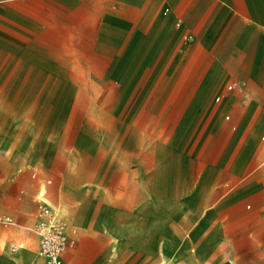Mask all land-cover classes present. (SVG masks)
<instances>
[{"label":"crops","instance_id":"0c3cea01","mask_svg":"<svg viewBox=\"0 0 264 264\" xmlns=\"http://www.w3.org/2000/svg\"><path fill=\"white\" fill-rule=\"evenodd\" d=\"M8 37L28 39L30 45H7ZM29 51L37 56L20 58L29 72V77L21 78L22 84L39 85L53 79V62L60 63L61 69H79L89 61L94 68L105 71L102 84L103 80L115 79L121 85H141L142 93L159 86V113L167 102L188 100L173 132H191L200 146L193 155L184 154L179 139L163 149L172 152L168 160L175 182L170 195L173 213H184L186 197H180V192L187 161L193 168V182L209 185L206 211L200 220L193 221L192 230L186 234L190 247L215 242L216 253L229 237H237L241 223L247 225L252 217L264 216V0H0V52L24 55ZM5 70V65L0 67V76ZM21 70L24 68H17L15 74ZM205 143L210 144L211 151L206 157L201 152ZM33 165L20 157L14 167L29 171ZM64 173L69 180L68 199L80 207L81 224L68 226L77 236L87 232L81 208L88 177H78L71 162ZM179 175L182 184L176 182ZM38 176L39 170L31 171L32 178ZM215 180L237 186L208 206ZM13 185L16 190L18 185ZM45 185L51 186L52 179H46ZM4 189L0 183V200ZM39 192L32 199L36 213L30 228L37 247L30 248L32 241L27 247L36 251L41 264H45L38 254V236L33 230L42 200ZM247 198L252 199L246 207L252 205L253 215L244 214ZM217 213L224 216L214 223ZM190 218L194 219L193 214ZM256 231L258 256L262 258L264 238L260 236L264 235V223ZM165 235L158 239L164 242L174 238L170 225ZM153 244L161 253L162 244ZM13 246L17 251L20 244ZM140 254V264H147ZM65 255L73 264L74 254ZM217 258L210 263L225 259Z\"/></svg>","mask_w":264,"mask_h":264},{"label":"rangeland","instance_id":"374dc122","mask_svg":"<svg viewBox=\"0 0 264 264\" xmlns=\"http://www.w3.org/2000/svg\"><path fill=\"white\" fill-rule=\"evenodd\" d=\"M5 41L10 46L30 45L28 39L18 37H8ZM22 56L37 55L30 51L24 55L0 52V67L5 65L6 69L0 76V183L5 188L0 212L10 219L6 226L0 224L6 240V258H0V264H17L9 256L19 255L30 241V248L36 250V239L30 229L36 213L32 199L41 186L47 193L55 194L58 210L44 201L66 221L63 264H70L66 252L74 254L73 264H140L138 249L142 245L152 246L144 257L157 264H196V261L209 264L216 256L218 260L225 259L215 264H264V257L258 256L256 231L264 223V216L251 220L247 217L249 221L247 225L241 223L237 237L233 240L227 237L216 253L215 242L200 248L197 244L189 247L185 235L192 230L193 221L200 220L206 211L209 185L193 182V168L188 161L184 183L181 175L175 178L182 184L180 197H186L184 213H173L170 195L175 182L168 160L172 152L164 151L163 146L170 147L174 140L181 139V153L189 155L200 146V141H194V135L185 131L186 128L183 133L173 132L178 115L189 104L187 99L167 102L159 113L156 110L159 86L142 93L141 85H121L115 79L103 80L102 84L105 71L94 68L95 64L89 61L79 69H61L60 63L53 62V79L39 85L22 84L21 78L29 77L28 67L21 64ZM19 67L24 70L15 74ZM205 145L201 152L206 157L211 151L210 144ZM20 157L35 165L29 171L16 170L14 164ZM70 162L78 177H88L81 208L87 232L77 236L69 228L81 224L79 205L68 199L69 180L64 171ZM32 170H39V176L32 178ZM46 179H52L51 186L45 185ZM13 181L18 185L16 190ZM225 184L220 180L212 182L214 192L208 206L237 186L233 182ZM251 200L245 201L246 215H253L252 205L246 207ZM191 214L194 219L190 218ZM223 216L224 213H217L214 223H219ZM169 225L175 236L163 242L158 237L166 236ZM156 241L159 246L162 244L161 253L153 244ZM13 243H24V247L14 251ZM130 249L138 251L130 252ZM261 249L264 251V247ZM30 251L37 255L36 251ZM181 253L187 255L183 257Z\"/></svg>","mask_w":264,"mask_h":264},{"label":"built area","instance_id":"2783aa9c","mask_svg":"<svg viewBox=\"0 0 264 264\" xmlns=\"http://www.w3.org/2000/svg\"><path fill=\"white\" fill-rule=\"evenodd\" d=\"M9 222V217L0 215V223ZM65 226L62 219L53 213L45 201H39L38 220L33 230L38 236V254L44 258L45 264H62V253L67 241ZM13 249L15 250L14 246Z\"/></svg>","mask_w":264,"mask_h":264},{"label":"bare ground","instance_id":"6f19581e","mask_svg":"<svg viewBox=\"0 0 264 264\" xmlns=\"http://www.w3.org/2000/svg\"><path fill=\"white\" fill-rule=\"evenodd\" d=\"M193 179V178H192ZM55 195V194H54ZM54 195H51V194H49V193H47V190H46V188L44 187V186H41V189H40V193H39V197L41 198V199H43V200H45L48 204H50V205H52L54 208H55V210H58V208H59V206H58V200L54 197ZM194 214V213H193ZM59 216V215H58ZM61 219H62V221L66 224V221L64 220V218L63 217H61V216H59ZM180 229V228H179ZM182 232V231H181ZM6 234H8L7 233V231H6ZM180 234V233H179ZM184 235V234H183ZM179 236V235H178ZM181 236V235H180ZM186 236V235H185ZM183 238V237H182ZM185 240V239H184ZM147 241V240H146ZM182 241H183V239H182ZM188 242V241H187ZM5 245H6V240H5V236H4V231L2 230V229H0V258L2 259H5L6 257H5V255H4V253L6 254V251H5ZM185 246H186V244H185ZM20 247H24V243H23V245H21L20 244V246H19V248ZM181 247V246H180ZM190 247V246H189ZM151 248H152V246L151 247H147V246H141L138 250L140 251V252H142L143 253V256H145V254H148V252H149V250H151ZM185 249V248H184ZM186 250V249H185ZM64 252V251H63ZM139 252V253H140ZM156 252V251H155ZM203 252V251H202ZM198 253V252H197ZM63 254V253H62ZM205 254H207L206 252H205ZM8 255V254H7ZM187 254H185V253H181V256H183V257H185ZM190 255V254H189ZM192 255V254H191ZM208 255V254H207ZM199 256V255H198ZM197 256V257H198ZM9 257H11L12 258V260L14 261V262H16L17 264H33L34 262L36 263V264H41V260H40V258L38 257V255H34L33 254V252H31L30 251V249L29 248H24V250H21L20 251V253H19V255H17V256H9ZM200 257V256H199ZM208 257V256H207ZM63 258V257H62ZM139 259H140V257H138ZM152 258V257H151ZM160 258V257H159ZM195 258V257H194ZM67 259H68V262H70V259L67 257ZM173 259V258H172ZM145 260H146V263L147 264H157V262H152V260H150L149 258H147V257H145ZM154 260V259H153ZM206 260V259H205ZM168 261V260H167ZM198 261H199V259H198ZM173 262V261H172ZM196 264H199V262H195ZM62 264H63V262H62ZM166 264V263H165ZM209 264H210V262H209ZM215 264V263H214Z\"/></svg>","mask_w":264,"mask_h":264}]
</instances>
